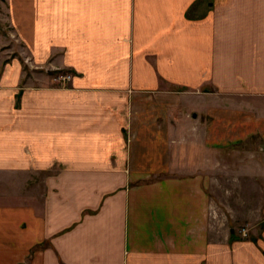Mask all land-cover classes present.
I'll list each match as a JSON object with an SVG mask.
<instances>
[{"label": "crops", "instance_id": "1", "mask_svg": "<svg viewBox=\"0 0 264 264\" xmlns=\"http://www.w3.org/2000/svg\"><path fill=\"white\" fill-rule=\"evenodd\" d=\"M0 24V264H264L170 145L191 109L204 149L264 157V0H0Z\"/></svg>", "mask_w": 264, "mask_h": 264}, {"label": "rangeland", "instance_id": "2", "mask_svg": "<svg viewBox=\"0 0 264 264\" xmlns=\"http://www.w3.org/2000/svg\"><path fill=\"white\" fill-rule=\"evenodd\" d=\"M10 35L14 42L18 41L12 31ZM27 53L24 55L26 69L50 70L49 66L33 65ZM68 76L71 78L64 75ZM61 77H55V80H70ZM192 111L182 109L175 113L176 119L181 120L174 127L170 143L171 174L202 173L210 177L211 195L216 200L212 210L216 212L218 221L232 220L235 235L232 240L257 241L256 235L264 229V172L257 173L254 167H263L264 157L254 154L256 144L251 141L229 148L204 149L199 142L201 138L197 136L201 133L194 130Z\"/></svg>", "mask_w": 264, "mask_h": 264}, {"label": "built area", "instance_id": "3", "mask_svg": "<svg viewBox=\"0 0 264 264\" xmlns=\"http://www.w3.org/2000/svg\"><path fill=\"white\" fill-rule=\"evenodd\" d=\"M61 78H62L63 80H65L66 78H70V77H69V76H68V77H64V76H62Z\"/></svg>", "mask_w": 264, "mask_h": 264}]
</instances>
